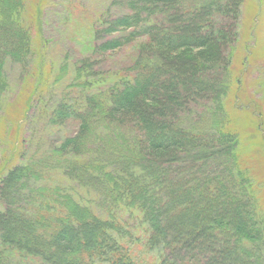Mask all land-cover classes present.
I'll return each instance as SVG.
<instances>
[{"label":"rangeland","instance_id":"rangeland-1","mask_svg":"<svg viewBox=\"0 0 264 264\" xmlns=\"http://www.w3.org/2000/svg\"><path fill=\"white\" fill-rule=\"evenodd\" d=\"M152 1L155 0L148 2L150 8ZM121 2L117 6H120ZM22 3L19 24L27 30L26 38L30 42L23 65L8 62L4 68L8 88L0 95V187L8 176L20 167H25L33 161L50 163L47 161L55 160L56 149L61 147L60 141L75 135L74 123L64 121V124L57 126L50 122V114L56 104H61L62 109L68 112L70 109L65 106V101L74 104L75 99L77 105H81L82 97L79 98L73 92L75 88L63 92L65 84L71 79L73 80L75 76L79 80L85 78L84 81L88 83L90 90H86L84 94L92 102L89 108L84 102L80 110H84L85 106L87 112L91 114L92 109L100 106L94 96L95 93L107 92L108 88L113 87L121 77L133 78L135 72L130 71L132 69H140L142 71L137 73L145 75L147 67L158 68L156 78L148 88L146 90L144 88L142 94L130 96L128 102L133 111L116 113L113 116L125 124L133 122L139 126L145 121L152 120L157 126L156 130H159L168 125L165 115L171 111L175 112L174 107H179V104L186 103L183 105L189 109L185 118L189 120L192 129H201L199 131L207 134L213 126L214 137L211 133L206 135L209 139L206 150L213 152L214 149L221 148L219 139L223 134L230 133L234 144V151L230 150L234 154L230 178L240 185L241 195L247 194L254 200L256 216L248 215L252 211L249 212L241 203L245 199L241 202L227 200V203L220 198L219 205L218 202L214 204L212 213L207 208H201L200 201L204 196L214 198L219 195L213 190L205 191L204 195L199 194L198 180L201 176L207 175V171L198 174L193 168L196 173L193 174L192 171L188 172L178 165L168 171V176H164L163 171L160 173L154 168H148L147 173H144L138 167L133 170L135 177L133 175L126 182L127 187L123 188L122 193L129 196L130 189L135 196L139 193L144 196L141 198V204L146 205L143 212L144 222L156 223L159 229L163 230L158 231L160 235L163 234L162 239L158 233L150 229L147 231L150 238L159 242L157 245L159 247L153 251L141 247L130 250V242L138 240L135 237L139 217H135L133 212L128 218V223L121 224L117 217H113L109 224L102 222L101 219H98V225L92 223L94 207H101V202L97 200L93 202L91 193L83 195V187L76 182L70 183L71 186L67 189L57 192L60 203H64L70 214L68 220L61 222L62 227L65 225L69 231L66 236L68 241H72L71 246L76 243L82 245L84 241L86 243L94 241L90 250H93L92 253L99 252L95 254L98 255L97 258L91 257V264H161L164 256L168 255L169 262L176 261L178 257H184L187 253L197 258L200 250L203 253V250L219 247L223 243L228 245L226 248L230 256L228 263L216 255L214 260L210 255L215 252L207 251L210 253L209 256L205 253L202 258L200 257V264H264V0H156L154 5L157 7L152 9L148 19L150 23H159L162 29L168 27V33L154 39L155 33L134 35L138 29H129L131 34L121 40L125 41L123 44L120 43L122 46L103 53L98 52L94 46L98 44L96 40L99 34L106 28L108 22L106 13H110L109 16L112 18L115 16L114 13L121 11V7L116 9L117 0H23ZM195 17L202 19L203 25L198 27L194 21ZM171 23L175 24L174 28L169 27ZM199 28L202 32L198 30L195 37L202 41L201 47L177 48L180 43L177 41L186 38L183 35L184 30L185 35L189 31L194 35ZM140 30L145 31L143 28ZM162 40H171V43L165 45ZM101 45L103 46V42ZM214 50L222 51L224 59H229V67L224 65L225 63L222 67H217V64L210 62L213 61ZM165 70L169 76L163 75ZM98 73L100 75H97ZM84 74H96L95 78L92 77L96 80H90L91 77L88 79ZM199 76L201 80L208 79L212 86L205 89L196 84L200 92L190 93L185 79H188V84L195 85L196 77ZM73 84L76 85L75 82ZM182 98L186 99L185 102ZM99 111L102 115L107 113V109L103 107ZM176 114L179 116L178 121L181 120V115ZM204 114L208 119L203 120ZM219 121L221 123L217 125ZM114 129L116 130V126ZM102 132V129L98 131L92 129L83 137L84 142L80 137L77 140V143L80 142L77 148L79 152L73 156L74 158L69 157V162L71 163V159L77 161L71 163L74 166L85 162L87 157L85 153L93 156L89 149L100 155L103 153L105 158H109L111 154L107 150L105 134ZM116 135H112L113 140H116ZM193 147H196V144L188 145L191 150ZM139 148V152L135 154L143 151L149 161L152 160L151 157L165 159L176 152ZM111 152L113 153L112 150ZM142 155L141 153L140 156ZM59 159L62 162L61 157ZM117 160L122 163L127 161L125 151H121ZM221 162L220 164L224 163L223 160ZM25 172L24 170L19 173V180L10 190L5 191V186L0 189L3 192V196H0V216L7 215L5 221L0 219V235L8 237L14 233L11 238L20 242L28 237L33 239L32 236L38 234L36 232L33 234L34 231L28 230V227L24 229L21 225L18 226L19 219L16 216L21 208L14 207L12 201H22L29 195L28 190L35 186H49L51 189L64 184L63 177L58 176L54 170L47 179L44 177L46 182L37 184L31 181L29 173ZM194 181L197 183L192 186ZM25 182H28L25 185L27 188L22 190L17 183ZM190 186L193 190H189ZM228 191L232 189L229 188ZM39 200L37 198L36 204L41 203ZM192 200L193 204H189ZM188 204L194 211L182 217L181 209ZM74 207L84 210V214L80 215L83 219L80 220L79 226L74 219L77 216ZM25 208L26 211H30V206L28 209ZM233 214L239 216L237 221L242 220L243 224L248 226L247 229L255 226L257 231L260 230L262 243L255 247L251 246L255 249L248 261L244 260L241 251L242 248L247 250L249 247L243 239L238 240L240 236L234 232L237 221L224 232H218L217 225L214 224L213 219L224 218L225 225H228L230 221L227 220L234 216ZM50 215L53 216L52 212ZM11 216L13 220L8 223L7 220L11 219ZM32 217H37V213ZM26 218L29 219L27 216ZM207 222L211 224L209 230L212 242L207 246L199 241L192 248L185 247L186 245L175 250L171 248L168 254L165 247L170 240L184 237L188 240L190 230L194 232ZM251 232L252 229L249 233ZM139 235L140 240H143L142 235ZM47 238V240L42 238L40 244L33 240V244L37 246L36 250L43 257L46 253L58 252L59 249L55 245L66 241L60 231L58 234L55 232L49 234ZM80 245L75 251L79 250ZM229 251L235 252L239 259L233 261ZM53 257L52 255L51 258ZM255 257H259L257 261ZM69 258L71 257L67 255L62 259ZM3 261L5 262V259ZM83 261L82 264H87V261ZM27 264L46 263L38 258Z\"/></svg>","mask_w":264,"mask_h":264},{"label":"trees","instance_id":"trees-1","mask_svg":"<svg viewBox=\"0 0 264 264\" xmlns=\"http://www.w3.org/2000/svg\"><path fill=\"white\" fill-rule=\"evenodd\" d=\"M155 1H152V5L150 8L148 6L150 0H122V2L121 0H117V3L115 4L116 9L121 7V11L116 14L114 13L115 16L112 18L111 16H109L110 13H106V17L108 16V22L105 25V30L102 31L101 34H99V38L98 40H96L98 42V44L94 46L96 50L100 53H103L106 50L108 51L110 49L122 46L120 44L122 42L121 40L125 39L126 36H129L131 34V31L129 32V29H138L137 32L133 33L134 35L144 34L145 32L150 35H153L155 33V35H153L154 39L168 33V27H163L162 29V26L159 23H150L148 19V17L152 14V9L157 7L156 5H154ZM22 2L23 0H0V95L4 93L8 88V86L6 85L7 79L4 74L5 65L8 62H10L11 64L17 63L23 65L22 62L27 56L26 49H28V43L30 42V40L26 38L28 33L27 30L19 24V17L20 14H22L23 9ZM119 2H121V5L117 6ZM191 17L193 18L194 15H192ZM194 21H196L195 24L198 27L201 24L203 25L204 23L202 19L197 17H195ZM169 27L174 28L175 24L171 23ZM140 28H143L145 31H141ZM198 30L202 32V29L199 28L194 35L192 31H189L185 35L184 30L183 35L186 36L187 40H185L186 38L184 37L182 38L183 41L182 39H179L177 43H180L177 48L184 46V48L186 49L201 47L202 41L195 37V35L198 34ZM101 41L103 42V46L101 45ZM124 42L125 41H123L122 44ZM162 42L166 45L171 43V40H162ZM225 47H223V50ZM212 60L213 61L210 62H212V64H217V67H222L223 63H225L224 65L226 66L228 65V67L230 65L228 62L229 59H224L221 50H214V57ZM157 69L158 68L155 69L153 67H147V72L145 75L137 73L142 71L140 69H132L130 71L135 72L133 78H131L132 76L121 77L117 82L114 83L115 85L113 87H111L110 89L108 88L107 92L95 93L94 96L99 101L96 102H98L100 106H97L98 108L92 109L93 113L91 114H89L85 109L86 107L89 108V104H91L92 102V100L89 101V98L86 96V94H84L86 90H90V88H88V83L84 81L85 78L79 77V80L75 76L73 80L71 79L67 84H65L63 92L66 90L70 91V88H75L73 92H75V94H77L79 98L82 97L81 105H77V100L75 99L73 100L74 104L65 101V106L70 109L68 112V110L64 111L62 109L61 104H56L54 110L50 114V122L53 125L57 124V126L64 124V121L74 123L76 126L74 133L77 136L74 135L72 138L65 137L64 140L60 141L61 147L56 149L57 157L55 160L47 161L50 163H43V161H33L25 167H20L17 171L8 176L7 179L5 178L6 180L4 179L5 183H3L2 186H5V191L10 190L13 184H16V182L19 180V173L23 172L24 170L26 171L25 173H29L30 180H33L36 184L37 182H46L44 177L46 176L47 179V176L53 173L54 170L56 171L58 176L60 175L64 178H62L64 184L62 186H54L51 189L49 188V186H35L32 189L28 190L29 195L26 198L22 197V201H12L14 207L17 206V209L21 208L19 209L21 211H19L18 215L16 216L19 219L18 226L21 225L22 227H24V229L28 227V230L30 229V231H34L33 234H35L36 232L38 235H33V239H30L29 237L25 239L24 237L25 240L23 239L24 241L22 242L11 238L12 236H14V233L10 234L8 237L0 235V264H27L28 262L33 263L35 259L38 258L42 259L46 264H82V260H84L83 262L87 261V264H91V257H98V255L95 254H98L99 251H97V253H92L93 250H90V247L92 246L91 244H94V241L92 243H86L84 241L82 245L76 243L74 246H71L72 241L69 242L66 237L69 231L66 229L65 225L64 227H62L63 225H61V222H65L69 219L70 214L67 211V207L64 206V203H60V197L57 192H59V190L67 189V187L71 186L70 183L72 182H76L77 185L83 187V195H88V193H91L92 198L94 199L93 202H96V200L98 202H101V207H94V211L92 214V223L94 222L95 224L97 223L96 225H98V219H101L102 222L109 224L108 222H112L111 219L113 217H117V219H120L121 224L128 223V218L131 212H133L135 217H139V222L137 223L138 225L136 228L137 236L135 235V238H137L138 240L135 239L133 240V242H130V250L133 251V249L141 247L144 250L153 251L155 250V248H158L159 246L157 247V245L159 244V242H156L152 238H150V236L147 235V231L150 229L152 230V232L158 233V231L161 229H159L156 223L144 222L143 212L146 205L145 203L141 204V198L144 196L140 193L135 196L131 193L130 189L129 196H126V194L124 195V193H122L123 188L127 187L126 182L129 181L133 177V175L135 177V174H133V170L138 167L141 168L144 173H147L148 168H154L160 173L161 171H163L162 173L164 176H168V171L171 168L174 169L178 165H180L186 171L188 170V172L192 171L193 174H200L204 171H207L208 174L201 176V178L198 180L197 186L199 188V194H205L209 190L210 192L213 190L215 192H218L219 195L214 198L204 196L200 201L201 208H207L209 209V212L212 213L214 204L218 202L217 205H219L220 198H223L226 202L227 200H229L230 202H241L243 199H245V202L243 201L241 203L245 206V208L247 207L249 209V212L250 210L252 211L248 215L251 216L255 214V207L253 204L254 200L247 194L241 195L242 192H239L240 185L237 184L235 180L230 178L232 177L230 175V171L231 167H233L231 165L233 164L234 158V154L230 152V150L232 151L234 147V144L232 142L233 138L230 133L223 134L222 138L219 139L221 141L220 146L222 145L221 148L214 149L213 152H209V150H206L209 140L206 135L211 133L214 137V134L212 133L213 126L207 134L199 131L201 129H192L191 125L189 124V120L185 118L189 109V107L187 109V107L183 105H186V103L179 104L180 109L179 107H174V110L176 109L175 112H172L170 108V117L169 114L165 115L168 125L165 128H159V130H156L157 126H155V123L152 120L149 121L147 119L148 121H145L144 124L142 123L139 126V124H135L133 122L130 124H125L124 122L117 120V118L113 116L116 113L133 111L131 110L130 103L128 102L130 101V96L134 97L135 94H142L143 89L145 88L146 90L148 86L153 82V80H155L158 73ZM97 75L100 74L98 73ZM163 75L169 76V73L165 70ZM84 76H86L88 79L91 77L90 80H96L93 79L95 78L94 76H96V74H84ZM207 78H209V76ZM90 80H88L89 83L91 82ZM187 80L188 79L186 78L185 81L187 82L186 84L189 85L188 88L190 93H193L194 91L195 93L200 92V89H197L196 84H198L199 87H203L205 89H209L208 87L212 86V84L207 81L208 79H206V81H204V78L201 80L200 76L199 78L196 77L195 85H193L194 83L188 84ZM74 82L76 83V85L73 84ZM204 82L207 83L205 84ZM182 99L183 102H185L184 100L186 99ZM84 102H86V107L83 106L84 110L81 111L80 109ZM102 107L107 109V113L105 115H102L101 111H99ZM124 109L126 110L124 111ZM134 112L136 113V111ZM176 113L181 115V120L178 121L179 116H177ZM90 115H92L93 117ZM202 117L203 120L208 119L206 118L207 116L205 114ZM138 121H140V119H138ZM220 123V121L217 122V125ZM114 126H116V130L114 129ZM92 129L93 131H98V129L103 130L102 133L105 134L104 139L108 145L107 150L111 154L109 155L110 157L108 156L109 158H105L103 153L100 155L96 152H93L95 150L92 151L91 149H89V151H91L92 153L91 155L93 156L85 153L87 155L85 162L79 164L77 163L78 165L75 166L72 165L71 163H75L77 161H72L71 159L70 163L68 158H74L73 156L79 152L77 151V148L80 142L77 143V140L81 137V141L84 142L85 138L83 137H85L88 132H91ZM165 130H167V132ZM115 134H117V138L116 140H113L112 135ZM191 143L196 144V147H193L194 149L192 150L188 148V145ZM139 147H148L155 151L174 150L176 152L165 159L159 158L157 156L158 158L151 157L152 160L149 161V158L146 155V157L144 156V154L146 153H143V151H141V153L143 154L142 156H140L141 153L138 155L135 154L139 152ZM99 149L101 148L99 147ZM111 150L113 151V153L111 152ZM121 151H125L127 157V161L123 163L120 160H117V156L121 154ZM59 157H61L62 162H60ZM221 160L224 161L223 164H220ZM193 168L196 170V173H194ZM214 170L217 172H214ZM35 172H37L36 175L33 174ZM217 173H219V175H217ZM226 175L229 177H226ZM222 177L224 178L222 179ZM27 183L25 182L17 184L19 185V188H23L22 190H25L27 188L25 187ZM196 183L197 182L194 181L192 183V186H195ZM2 186L0 187V189L3 188ZM227 187L232 189V191L229 192V188ZM189 190H193V187L191 188L190 186ZM0 196H3V192L1 190ZM200 196H198V198ZM37 198L40 199L39 201L41 203L36 204ZM189 204H193V200L190 201ZM189 204L181 209L180 213L182 214V217L186 213L192 210L194 211V208L189 207ZM13 206L11 208H13ZM28 206H30V211H26L25 207H27L28 209ZM74 210H76L75 212L77 213V216L74 217V219L77 220V225L79 226L80 220L83 219V217L80 218V215L84 214V210L75 207ZM51 212L53 216L50 215ZM34 213H37V217H32ZM26 216L29 219H27ZM235 217V215L231 216L227 220L230 221L228 225H225V222L223 220L224 218L213 219L214 224L217 225L218 232H224L225 230L229 229V227H232L233 223L237 221V218H239L238 216L236 217V219H234ZM6 218V214L0 216V219H2L3 221H5ZM8 218H10V216H8ZM12 220L13 218L11 216V219H8L7 221L8 223H10L12 222ZM210 225L211 224H208L207 222L194 232L190 230L188 240L185 237V239H169L170 242L165 247L168 250V254L171 248L175 250L185 245V247L192 248V246L196 245V243H199V241L202 245L207 246L210 242H212L209 230ZM251 227L247 229L248 226L246 227V224L244 225L242 220H238L236 222V225H234V232L240 236L238 240L243 239L244 243L249 247V249L247 250L242 248L241 251V253L245 257V261H248L251 258L252 251L255 249L251 248V246L254 245L255 247L262 243V237H260L259 235L260 230L257 231L258 229L254 228L255 226H253L252 228ZM250 228L252 229L251 233H249V231L251 230ZM164 229L168 228L164 227ZM30 231L25 232L31 233ZM59 231L64 234V237L66 239L65 242L61 241L55 245L61 253L59 251H54L49 252V254L46 253L45 257L41 256L36 250L37 246L35 245V243L33 244V240H36V242L39 243L42 238L47 240L49 234H53L54 232L58 234ZM139 234L142 235L141 238L143 240H140ZM158 235L162 239L163 234L161 233L160 235L158 233ZM223 244H220L219 247H209L210 249L208 248L207 251L215 252L213 253V255H210L214 260V255H216V257L218 256L220 260L223 259L228 263V260L230 258V256H228V251L226 250L228 245L227 243ZM78 245H80V248L79 250L75 251ZM200 251V254L198 253L197 255L198 259L196 258V256L187 253L184 257H178L176 261L172 262L168 261L167 255L164 256V258L161 260L162 262H160L161 264H200V260L203 255L206 253V255L209 256L210 254L206 250H203V253H201ZM229 253L231 254V258L233 259V261L234 259H239L236 256L235 252L231 253L229 251ZM52 255L54 256L53 258H51ZM67 255H69L71 258H69L68 260L62 259ZM258 258L259 257L256 258V261ZM4 259L5 262L3 261ZM118 262L120 261L118 260Z\"/></svg>","mask_w":264,"mask_h":264}]
</instances>
